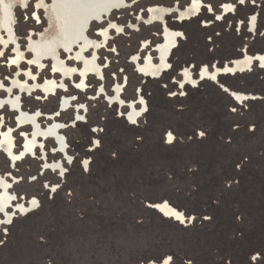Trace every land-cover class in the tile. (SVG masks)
I'll return each instance as SVG.
<instances>
[{
  "label": "rangeland",
  "instance_id": "374dc122",
  "mask_svg": "<svg viewBox=\"0 0 264 264\" xmlns=\"http://www.w3.org/2000/svg\"><path fill=\"white\" fill-rule=\"evenodd\" d=\"M197 1L205 5L202 13L186 20L178 10L193 0L132 2L88 32L101 44L102 77L89 76L80 87L75 76L55 94L22 96L24 111L39 113L42 129L59 125L65 153L52 136L39 138L43 147L15 164L0 152V179L11 184L13 206L29 208L25 214L8 209L14 216L0 229V264H163L168 257L170 264H264V69L257 64L214 83L197 79L204 66L212 70L244 54H264V0ZM37 3L16 10L19 65L11 61L16 46L8 42L5 49L0 41L5 87L32 83L29 74L40 83L62 80L53 60L39 68L28 49L48 26ZM226 4L234 11L223 15ZM151 8L173 12L158 22ZM165 26L181 32L171 70L147 79L133 59L143 64L150 55L158 62ZM103 29H110L107 41ZM85 55L92 58L93 50ZM60 57L80 65L64 52ZM185 69L196 85L180 87ZM222 86L253 99L238 104ZM66 98L69 107L60 108ZM132 103L143 112L133 126L125 117ZM17 118L10 107L0 110V130L12 131L19 153L34 129ZM164 202L193 222L182 225L151 208Z\"/></svg>",
  "mask_w": 264,
  "mask_h": 264
},
{
  "label": "bare ground",
  "instance_id": "6f19581e",
  "mask_svg": "<svg viewBox=\"0 0 264 264\" xmlns=\"http://www.w3.org/2000/svg\"><path fill=\"white\" fill-rule=\"evenodd\" d=\"M139 1L142 0H38V3L36 4L37 11L43 10L45 12L48 26L43 33L40 32L38 41H31V47L28 49L31 50L32 48L34 51L35 59H33V63L38 65L39 68H44V60H53L54 73L60 74L62 80L59 82L56 79H47L45 82L40 83L35 79L32 83L27 81L26 84L25 82L16 80L11 88L5 87L3 82L2 84L0 82V91L1 89H5L10 94L12 93L13 88L16 87L19 89L20 93L42 90L45 95H50L55 94L60 90L62 84L66 86V81L70 80V78L74 79L75 76H78L79 79L82 80L79 84L81 85L80 87H85L89 76L92 77L96 75L102 77L103 72L97 61V52L101 48V44L92 40L88 35V32L93 24L101 25L106 21L110 22L113 13L125 10L133 4L132 2L136 3ZM32 2L33 0H0V41L3 43L2 45L5 46V49L13 45L16 46L15 52L17 57L11 60L14 65H19L23 59V53L19 48L18 37L15 32L17 21L16 10L18 8L27 10ZM204 6L205 5L201 1L193 0L192 5L188 6L186 10H178V12L183 19L185 18V20L189 18L193 19L196 16H200ZM232 11H234V7L226 4L223 8V15ZM171 12H173L172 9L165 8H151L150 10L153 20L158 22H162V20L165 21V17L172 14ZM36 14L38 15V13ZM110 25H115V28L112 27L111 29L117 31L121 30L120 26L118 27V25L113 22H111ZM255 26L256 18L253 17L251 19L252 29H255ZM88 28L89 30L87 31ZM109 30L110 29H103L100 31V34L105 41L108 40L110 33ZM3 33L6 35L3 36ZM180 37L181 32L170 30L165 26L164 42L159 44L156 48L159 55V61L155 63L153 58L148 55L144 63L140 64L139 58L137 56L134 57L133 62L136 64L139 73L146 77L159 78L164 71L169 70V57L172 50L177 47ZM8 42H11L10 46H7ZM146 47L147 44H144V48ZM62 50L67 52L66 54L69 56V60H75L80 65L69 66L66 60H63L60 57V53L63 52ZM90 50H93L92 58H88L85 55ZM255 57L256 55L250 56L245 54L243 58L234 60L232 66L227 64L225 68L222 69L215 68V70H210L207 67H203L201 71V79L217 80L221 74L236 75L239 73H246L253 68L252 62L255 60ZM256 58L261 62L262 66H264V54H258ZM185 70L183 71L184 81L181 84L185 85L190 83L196 85V80L193 77L191 70L187 69V75L184 74ZM28 76L32 78L34 77L32 74H29ZM213 77H215V79H213ZM31 87L35 89L31 90ZM117 97H119V93L117 94ZM235 97L239 100L238 102H241L242 99L245 98L242 93H236ZM6 103H8V107L16 109L19 112V114L17 113L19 116L17 122L21 127L25 125H33L34 127L33 137L30 138L26 135L25 148L21 154L15 152L12 131L9 130L7 133H3L0 130V134L2 135L0 146L2 147V150L7 152L14 164L21 161L25 154L34 155L39 147H43V143L39 142V138L45 139L50 136L55 137L59 149L65 152L64 139L58 134L59 125L54 124L45 130L42 129L38 123L40 114H30L25 112L21 107L20 94L18 93L14 98L0 97V110L5 108L2 106ZM69 105L70 100H67V98L64 99L62 107L67 109ZM141 110L136 111L134 103L131 104V112L128 115V119L131 123L137 121L139 116L143 113L140 112ZM52 168H60L62 170L60 164L52 165ZM10 186L11 184L6 180L0 179V229L3 224L10 223L14 216L12 213L8 212L9 208L14 207L13 203L16 201V196L9 193ZM34 204L35 202H32L31 207H33ZM14 208L24 214L28 212L29 209L24 205H16ZM151 208L162 212L167 217H174L176 220L185 219V215L171 206L168 202L153 205ZM1 214H4L5 217L2 218Z\"/></svg>",
  "mask_w": 264,
  "mask_h": 264
},
{
  "label": "flooded vegetation",
  "instance_id": "af4514ba",
  "mask_svg": "<svg viewBox=\"0 0 264 264\" xmlns=\"http://www.w3.org/2000/svg\"><path fill=\"white\" fill-rule=\"evenodd\" d=\"M106 22H109V21H106ZM178 46V45H177ZM177 47H175L173 50H172V52H171V54H170V57H169V61H170V59H171V57H172V53H173V51L176 49ZM155 51L157 52V50L155 49ZM157 54H158V52H157ZM258 55V54H257ZM257 55H256V57H257ZM244 56H245V54H244ZM254 58L255 60L252 62V66L254 67L255 65H257L258 63L260 64V69H264V66H262V64H261V62L257 59V58ZM157 60L159 61V55H158V57H157ZM233 61L234 60H232L230 63H227V64H229V65H233ZM134 63V62H133ZM226 64V65H227ZM225 65V66H226ZM225 66H223L222 68H225ZM205 67V66H204ZM215 68H219L218 66H215L212 70H215ZM222 68H220V69H222ZM203 69V68H202ZM202 69H200V71H202ZM209 69V68H208ZM171 70V64H170V68H169V70H167V71H164L163 72V74H162V76L161 77H159V78H152V77H146V76H144V75H142V74H140V75H142L143 77H145V78H147V79H161L163 76H164V74L166 73V72H168V71H170ZM189 70H191V69H189ZM139 72V71H138ZM191 72H192V70H191ZM249 72V71H248ZM193 73V72H192ZM239 74H242V73H239ZM225 75H232V74H221V75H219V78H220V76H225ZM237 75V74H236ZM181 77H182V81L180 82V85H181V83L184 81V76H183V71H182V73H181V75H180ZM194 77V76H193ZM200 78V80H203V81H205V80H208V81H211L212 83H214V81L213 80H210V79H201V72H200V74H198V78L197 79H199ZM196 80V79H195ZM218 83H219V80L217 81ZM185 85H192L193 86V84H190V83H187V84H185ZM184 85V86H185ZM222 88H223V90L225 91V92H229V95L238 103V104H244L245 102H247V101H250V100H252L253 99V96L252 95H250V94H246V93H242V94H244V96H245V98L244 99H242V101L241 102H238L239 100L235 97V94L236 93H240V92H234V91H232V90H230L229 88H227V87H224V86H222ZM248 97V98H247ZM129 107H130V112H131V105H129ZM147 110V109H146ZM129 115V114H128ZM125 117H127L128 118V116H125ZM128 121L130 122V125L131 126H133V125H136V123H131V121L128 119ZM11 160V159H10ZM12 161V160H11ZM165 203V202H164ZM156 205V204H155ZM153 206V205H152ZM19 211V210H18ZM19 212H21V211H19ZM159 212V211H158ZM22 213V212H21ZM162 215H164L162 212H160ZM184 215H185V213L184 212H182ZM1 215H3V217H5L4 216V214H1ZM165 216V215H164ZM165 217H167V216H165ZM167 218H170V217H167ZM171 219H175L174 217H171ZM193 219H194V217L193 218H186L185 217V219L184 220H176L175 219V221L176 222H179L180 224H182V225H186L187 223H192L193 222ZM165 261H168V258L165 260ZM170 262L171 261H168V264H170ZM160 264H162V263H160ZM163 264H164V262H163Z\"/></svg>",
  "mask_w": 264,
  "mask_h": 264
},
{
  "label": "crops",
  "instance_id": "0c3cea01",
  "mask_svg": "<svg viewBox=\"0 0 264 264\" xmlns=\"http://www.w3.org/2000/svg\"><path fill=\"white\" fill-rule=\"evenodd\" d=\"M29 80H31V82H33V80L31 79V78H29ZM61 90V89H60ZM1 91H6L5 89H1ZM0 91V92H1ZM15 91H16V93H18V94H20V100L22 99V96L24 95V94H27L26 92H23V93H20V91H19V89L18 88H13V90H12V93H7L8 94V96L7 97H15L16 95H15ZM6 92H8V91H6ZM35 92H41V91H38V90H36ZM32 93H34V92H32ZM7 97H5V98H7ZM21 104H22V100H21ZM2 107H8V103H6L5 105H3ZM21 107H22V109H23V105H21ZM4 108V109H5ZM13 112H15V113H18L19 114V112L16 110V109H11ZM24 110V109H23ZM19 117V116H18ZM17 121H18V118H17ZM26 126V125H25ZM31 126V125H30ZM32 127H33V125H32ZM3 129V128H2ZM1 129V131L3 132V130ZM33 129H34V127H33ZM59 131V130H58ZM7 133V132H6ZM27 137H30V138H32L31 136H27ZM2 140V139H1ZM2 142V141H1ZM25 143H26V138H25V141H24ZM15 143V142H14ZM24 143V144H25ZM0 145H1V143H0ZM24 148H25V146L22 148V150H21V152H19L18 154H21L23 151H24ZM14 149H16V145L14 146ZM61 151V150H60ZM0 152H4V154H6L7 156H8V154H7V152H5L4 150H2V151H0ZM16 152V151H15ZM17 153V152H16ZM65 153V152H64ZM29 154H25V156H23L24 158L26 157V156H28ZM8 158L9 159H11L9 156H8ZM23 158V159H24ZM69 158V160L71 159L70 157H68Z\"/></svg>",
  "mask_w": 264,
  "mask_h": 264
},
{
  "label": "snow or ice",
  "instance_id": "6c2138e0",
  "mask_svg": "<svg viewBox=\"0 0 264 264\" xmlns=\"http://www.w3.org/2000/svg\"><path fill=\"white\" fill-rule=\"evenodd\" d=\"M239 2H240V3H243L244 0H239ZM217 18H219V17H217ZM111 27L115 28V25H111ZM0 54H2V53H0ZM184 74H185V75L188 74V70H187V69L185 70V73H184ZM213 79H215V77H213ZM77 86H78V85H77ZM183 86H184L183 84L180 85L181 88H182ZM133 123H135V121H133ZM169 135H171V134H169ZM200 135L203 136L204 133L201 132ZM70 162H71V161L69 160V163H70ZM85 164H87V162H85ZM171 259H172V257H168V261H171ZM168 261H165L164 264H168Z\"/></svg>",
  "mask_w": 264,
  "mask_h": 264
},
{
  "label": "water",
  "instance_id": "95a60500",
  "mask_svg": "<svg viewBox=\"0 0 264 264\" xmlns=\"http://www.w3.org/2000/svg\"><path fill=\"white\" fill-rule=\"evenodd\" d=\"M229 94V92H227Z\"/></svg>",
  "mask_w": 264,
  "mask_h": 264
}]
</instances>
